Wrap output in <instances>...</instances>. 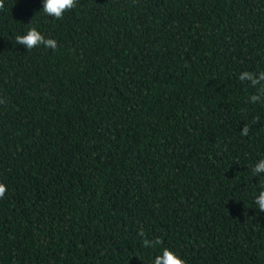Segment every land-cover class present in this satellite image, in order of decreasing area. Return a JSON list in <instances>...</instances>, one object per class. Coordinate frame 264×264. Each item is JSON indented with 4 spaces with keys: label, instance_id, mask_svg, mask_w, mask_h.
<instances>
[{
    "label": "trees",
    "instance_id": "1",
    "mask_svg": "<svg viewBox=\"0 0 264 264\" xmlns=\"http://www.w3.org/2000/svg\"><path fill=\"white\" fill-rule=\"evenodd\" d=\"M0 10V264H264V0ZM38 27L58 48L27 51ZM247 127L248 135H241Z\"/></svg>",
    "mask_w": 264,
    "mask_h": 264
},
{
    "label": "clouds",
    "instance_id": "2",
    "mask_svg": "<svg viewBox=\"0 0 264 264\" xmlns=\"http://www.w3.org/2000/svg\"><path fill=\"white\" fill-rule=\"evenodd\" d=\"M5 0H0V10L4 9ZM78 4V0H42V11L45 16L53 19H62L65 12L73 9ZM17 45H22L27 51L43 46L47 49L55 51L58 48L57 40L46 38L42 31L32 26L23 34H18L15 37ZM241 82H249L251 86L257 87V94L249 97V102L256 104L258 101L264 103V71L250 72L243 71L239 74ZM249 129L244 127L241 130V135H248ZM252 175L260 178L264 177V159L257 160L252 165ZM7 191V186L0 183V199H3ZM254 204L260 212H264V188L259 190L258 194L253 197ZM142 239V247L145 249H153L154 253L150 255V264H187L186 260L174 249L162 246L161 238L148 239L144 236L143 231L139 233Z\"/></svg>",
    "mask_w": 264,
    "mask_h": 264
}]
</instances>
